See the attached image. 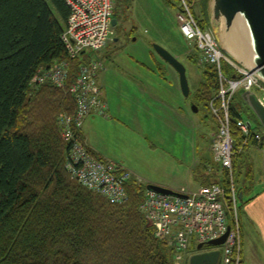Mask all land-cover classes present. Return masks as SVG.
I'll use <instances>...</instances> for the list:
<instances>
[{
	"label": "trees",
	"instance_id": "1",
	"mask_svg": "<svg viewBox=\"0 0 264 264\" xmlns=\"http://www.w3.org/2000/svg\"><path fill=\"white\" fill-rule=\"evenodd\" d=\"M202 1L208 14V0L196 2ZM196 2L193 13L207 29L210 18L198 13ZM69 16L67 0H0V264H174V249L156 236L140 208L146 184L129 181L127 199L116 203L68 172L72 145L58 120L63 112L75 113L76 100L68 86L86 60L85 53L68 54L63 33ZM63 59L72 63L64 88L32 84L39 71ZM222 69L227 77L238 74L228 61ZM202 70L196 97L210 108L220 75L211 63ZM236 98L244 103L240 92ZM231 116L239 196L249 145L236 126L243 115L234 101ZM255 134L251 129L248 135L253 143ZM218 179L230 193L231 171L224 169ZM238 204L240 213V197Z\"/></svg>",
	"mask_w": 264,
	"mask_h": 264
},
{
	"label": "built area",
	"instance_id": "2",
	"mask_svg": "<svg viewBox=\"0 0 264 264\" xmlns=\"http://www.w3.org/2000/svg\"><path fill=\"white\" fill-rule=\"evenodd\" d=\"M197 0H180L182 9L178 14L184 35L195 42L202 51L201 62L217 66L220 86L216 96L210 101L218 130L212 140L213 157L221 171H231V192L228 193L220 182H212L197 191L181 190L185 196L164 195L146 189L140 205L141 210L153 224L156 236L166 241L174 249V264H186L193 243H204L221 237L228 229L220 264H240L241 224L239 217L238 191L234 185L233 155L235 152L231 107L234 97L241 89H254L264 103V82L252 71L232 61L221 49L210 29H204L193 13ZM70 16L63 33L68 54L75 57L85 53L86 60L80 64L77 75L69 83L72 63L68 59L55 62L38 72L32 84L35 87L52 83L68 90L76 100L74 114L63 112L59 117L62 135L72 143L67 169L91 190L103 194L112 202H123L128 197L126 184L140 177L126 165L109 157L98 155L88 146L82 130L86 117L92 113L107 115L108 102L102 95L98 83V73L103 61L92 52L106 48L115 32L112 25L116 0H68ZM228 61L237 71V76L227 77L223 73V63ZM221 100V102H220ZM218 101V102H217ZM236 126L245 134L244 144L250 145L248 135L251 125L244 118H237ZM256 144H260L262 134L256 133ZM198 248V246H197Z\"/></svg>",
	"mask_w": 264,
	"mask_h": 264
},
{
	"label": "rangeland",
	"instance_id": "3",
	"mask_svg": "<svg viewBox=\"0 0 264 264\" xmlns=\"http://www.w3.org/2000/svg\"><path fill=\"white\" fill-rule=\"evenodd\" d=\"M197 3L199 14L208 20L209 12L203 9V1ZM180 11L179 0H116L119 23L114 29L120 39H113L102 51L92 52V56L101 57L105 64L100 84L102 87L106 84L103 98L113 108L108 111L109 118L96 115L95 121L90 125L87 122L84 128L100 151L125 164L140 177V182L193 191L200 188L195 177L203 166L199 154L194 162L191 144L194 138L202 144L211 141L215 119L210 108L196 97L202 79V56L196 45L192 43V46L181 33ZM125 30L127 35L120 37V31ZM155 44L164 46L174 55L177 53L186 65L188 96L183 93L180 79L173 78V67L160 62L162 57L155 50ZM189 45L190 51L193 48L191 62L184 56ZM115 70L120 74H115ZM234 104L253 129L258 128L264 136V128L252 113L237 98ZM118 105L122 115L115 111ZM179 107H185L195 116L196 129L190 127L188 118L178 116ZM115 118L126 125H115ZM204 148L199 147L198 151ZM249 152L253 153V149L248 147L246 155L249 156ZM256 164L262 170L260 161ZM197 246L198 243H193L191 250L196 251Z\"/></svg>",
	"mask_w": 264,
	"mask_h": 264
},
{
	"label": "water",
	"instance_id": "4",
	"mask_svg": "<svg viewBox=\"0 0 264 264\" xmlns=\"http://www.w3.org/2000/svg\"><path fill=\"white\" fill-rule=\"evenodd\" d=\"M210 27L218 40L222 50L240 66L254 72L264 82V0H208ZM113 25L118 23L116 17ZM237 40L242 47V57L236 56L230 50L231 40ZM155 50L177 70L181 87L186 96L190 94V85L185 64L167 48L155 44ZM241 97L250 112L264 128V103L253 89H241ZM197 110V109H196ZM251 125V122L249 121ZM147 188L169 196H185L177 190L150 183ZM228 231L219 238L208 242L212 246L225 243ZM204 243L198 245L202 249ZM221 250L199 251L192 254L189 264H219Z\"/></svg>",
	"mask_w": 264,
	"mask_h": 264
},
{
	"label": "crops",
	"instance_id": "5",
	"mask_svg": "<svg viewBox=\"0 0 264 264\" xmlns=\"http://www.w3.org/2000/svg\"><path fill=\"white\" fill-rule=\"evenodd\" d=\"M197 10H198V13L201 14L200 10L199 9ZM116 18H118L117 14H116ZM117 20L119 23V18ZM181 33L183 34L182 31ZM114 39L117 40L120 38L115 36ZM189 42L191 44L193 43L190 40ZM190 47L191 46L189 45V48L186 49L187 52L185 50V53H184L185 59L189 60V62H191V58L189 56L191 55V52L193 51V48L190 51ZM175 55L178 57L177 53ZM161 59L162 60L160 62H162V65H164L163 63H165L166 67L167 66L173 67L172 69H174V73H175L174 74L175 76L172 75L173 78L180 79L179 73L174 68V66H172L168 61L164 60L163 58ZM104 71H105V68L102 71H100L99 83H100V75L102 74L103 76V74L105 73ZM202 73H203V70H202ZM115 74L119 75L120 72L115 70ZM122 76L126 77L124 75ZM163 78H165V76ZM202 78H203V74H202ZM105 86L106 84L103 85V87ZM103 87H102V93H103ZM239 103L242 104V106L245 107V109L249 112V110L246 108L244 103L242 102H239ZM118 107L119 108L118 109L116 108L115 111L116 113L121 114L120 106L118 105ZM112 108L113 107H110V102H109L108 111L112 110ZM178 109H179L178 116L183 117V118H188V123L190 124V127L193 129H196L197 123H196L195 116L191 114V112H188L185 107H179ZM96 115L97 117L100 116L99 114H95V113L88 115L85 119L84 124H86L87 122H88V125H90V123H93L91 121L92 120L95 121ZM108 116L109 115L103 116V117L107 119L109 118ZM214 119H215V127H214V132L212 135V139L218 130V123H217L215 116H214ZM115 125H126V124L122 122L121 119L115 118ZM83 131H84L86 141L90 147H92L98 154L102 156L111 157L108 154L100 151L91 142L90 134L85 128L83 129ZM255 131L258 133H261V131L258 128H256ZM212 139L211 141L205 142L204 144H202V142H198L194 138L191 144L192 147L194 148V151H193L194 162H196V155L199 154V156L202 157L200 158V162L203 166L202 172L200 170L197 177H195L198 180V187L200 188L194 189L193 191H197L201 189L202 186H206V185L211 184L212 182H215V180H217L221 176V173H222L221 168L218 166L216 162H214L215 160L213 157ZM263 139L259 145L256 143H253L252 145L249 146L250 149L251 148L253 149V153L249 152V156L252 158L249 159V156L245 154L244 164L241 167V175L239 177L238 187H240L239 191H240V200H241L240 213H239L240 224H241V262L240 264H264V143H263ZM203 146L205 148L198 151L199 147H203ZM257 161H260L261 168L263 171L260 169V166L257 167V164H256ZM247 167H248V172L245 173ZM182 190H185V189H182Z\"/></svg>",
	"mask_w": 264,
	"mask_h": 264
},
{
	"label": "bare ground",
	"instance_id": "6",
	"mask_svg": "<svg viewBox=\"0 0 264 264\" xmlns=\"http://www.w3.org/2000/svg\"><path fill=\"white\" fill-rule=\"evenodd\" d=\"M67 2H68V0H67ZM69 4V3H68ZM230 50L234 53V54H236V56H238V57H242V54H241V52L243 51L242 50V47L240 46V43L237 41V40H235V38H234V40L232 39L231 40V43H230ZM70 55V54H69ZM71 56V55H70ZM71 57H73V56H71ZM71 145H72V143H71ZM189 262V259L187 260V263ZM186 263V264H187Z\"/></svg>",
	"mask_w": 264,
	"mask_h": 264
},
{
	"label": "flooded vegetation",
	"instance_id": "7",
	"mask_svg": "<svg viewBox=\"0 0 264 264\" xmlns=\"http://www.w3.org/2000/svg\"><path fill=\"white\" fill-rule=\"evenodd\" d=\"M121 34L127 35L126 30H125L124 32H123V31H120V33H119V36H120V37H121ZM204 250H206V248H203V249L197 250V252H198V251H204Z\"/></svg>",
	"mask_w": 264,
	"mask_h": 264
}]
</instances>
